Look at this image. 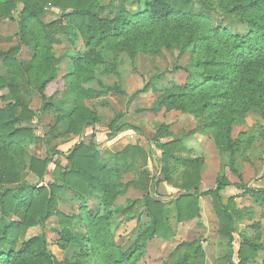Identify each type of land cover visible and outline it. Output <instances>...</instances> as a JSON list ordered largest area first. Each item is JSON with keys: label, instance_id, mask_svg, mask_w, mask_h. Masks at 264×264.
<instances>
[{"label": "trees", "instance_id": "16d2710c", "mask_svg": "<svg viewBox=\"0 0 264 264\" xmlns=\"http://www.w3.org/2000/svg\"><path fill=\"white\" fill-rule=\"evenodd\" d=\"M50 10L61 14L47 24L44 16ZM5 20L17 23L20 43L8 51L0 49V92L9 93L1 97L0 107V264H145L151 241L176 237L172 210L151 193L148 156L140 146L104 159L93 135L89 144L81 142L69 154L49 147L45 159L29 157L37 140L29 125L36 115L23 89L38 93L42 115H53L48 138L80 137L102 122L90 102L101 100L106 106L109 94L127 97L120 82L105 81L120 79L125 56L134 63L141 56L179 51L180 57H189L186 82L165 89L148 112L175 111L201 120L202 132L211 134L226 165L243 180L238 158L246 157L256 139L247 132L234 137V128L244 125L250 113L264 118V0H0V22ZM60 36L78 46L74 54L56 56ZM23 48L31 60L18 59ZM65 60L71 70L58 79L57 66ZM54 85L57 90L49 96ZM151 91L159 93L147 86L131 95L129 103ZM125 117L122 113L109 123V139L135 132L120 125ZM167 131L162 124L153 144L160 151L161 184L182 193L174 200L177 222L201 220L200 198L210 196L219 235L227 240L226 255L216 264H264V257L259 261L264 252V189L242 188L258 204L260 219L250 226L255 236L248 229L240 232V225L256 211L240 209L239 196L225 197L231 186L225 177L201 192L203 160L179 154L186 148L177 138L164 143L174 136ZM129 174L135 178L124 183ZM130 188L145 196L119 205ZM67 193H72L69 202L62 197ZM92 202L99 204L94 213ZM52 218L58 223L56 244L68 253L63 261L51 252L46 234L29 236ZM132 218L139 227L124 246L118 241L117 222ZM237 236L241 242L235 249ZM174 250L163 264H205L201 240Z\"/></svg>", "mask_w": 264, "mask_h": 264}, {"label": "rangeland", "instance_id": "374dc122", "mask_svg": "<svg viewBox=\"0 0 264 264\" xmlns=\"http://www.w3.org/2000/svg\"><path fill=\"white\" fill-rule=\"evenodd\" d=\"M198 1V0H194ZM22 8V6H19ZM60 11L50 10L44 16V22L49 24L57 20L60 16ZM19 28L16 22L5 20L0 22V49L8 51L10 48L20 43L18 37ZM60 43L54 47V52L57 57H66L76 52V46H73L64 37L60 36ZM30 52L27 48H23L22 52L18 56L19 60H31ZM188 59L186 55L180 57L179 51L168 52L163 51L159 55L141 56L136 59L134 63L125 56V63L120 68V79L115 76L105 78L108 84L120 82L124 91L127 92V97L114 103L111 99L105 100L108 104L101 106L96 100L89 104L94 107L101 117V127H108L109 123L115 119L118 115L124 113L126 118L122 121V124L127 123L129 127L135 130L123 133L125 139L124 143L116 145L109 142L119 141V136L114 139H108L107 136H100L101 142V154L104 159L113 157L114 152L124 146H140L147 153L148 164L147 170L150 174L153 184L151 186V193L158 195L160 200L167 202L171 213V226L175 230L176 237L171 242H163L158 239H154L148 244L146 254L144 256L145 264H163L168 261L171 254L175 251L180 244L185 242H193L201 240L205 253V264H216V262L225 257L227 252V240L223 239L219 235L220 222L215 214L213 199L210 196H202L200 198L201 205V220L199 218L188 220L183 223H178L176 219V210L174 206V200L178 198L182 193L173 188L172 186L160 182L163 177L160 175V171L157 168V158H161L160 151L157 144H153L157 140V134L160 126H168L167 134H173V137L169 139H163L162 141L169 142L172 139H179L185 151H178L184 157L200 158L203 160V172H202V186L201 192H206L211 188H214L219 182L220 177H225L231 183V186L227 188L225 197L239 196L236 200L237 206L246 210L247 208L254 209L255 215L251 218H247L243 224L240 225V232H249L251 236H255L256 233L250 230L253 222L260 219V208L252 198V194L248 193L244 195L247 189H264V118L258 113L253 112L246 116L245 124L238 125L234 128V137H237L241 132L250 133L255 137V143L243 159L238 158L240 166V174L243 180L239 181L233 174L231 168L226 165L227 160L222 156L214 145L211 134L202 132L200 125L201 120H196L189 115H183L180 112H161L153 114L148 112L152 107L158 95H160L165 89L171 87L173 84H184L187 80ZM68 60L64 61V64L57 66L56 76L60 79L66 72L71 70ZM176 68L180 70L176 71ZM4 73L3 68H1ZM5 74V73H4ZM59 84V83H58ZM147 86L159 91H151L147 94H139L134 101L129 103V97L135 95V93L143 90ZM57 90V86H52L48 91L49 96ZM23 94L26 96L30 104V109L35 112V119L29 125L34 129L37 136L35 144L29 149V157H36L45 159L48 157V148L56 147L65 154H69L75 147L76 142L71 139L72 137H66L53 141L48 138V133L55 120L53 115H42L41 107L42 102L38 93L30 88L24 90ZM8 90L0 92V107L4 106L1 100L2 96H8ZM136 117V118H134ZM100 133H106L99 131ZM131 132V133H130ZM134 137V139L131 138ZM121 139V138H120ZM47 140L49 143L47 144ZM92 137L86 138L84 143L89 144ZM97 140V138H96ZM133 145H129V143ZM81 143V142H78ZM116 143V142H115ZM128 144V145H127ZM118 146V147H117ZM28 160L30 161V158ZM62 165H67V161L62 159ZM49 178V177H48ZM135 178V174H129L123 178L124 183H128ZM27 180H30L33 184L38 182L31 177L27 176ZM155 181V182H154ZM157 181V182H156ZM159 182V183H158ZM155 183L159 185L156 186ZM145 196V193L130 188L126 197L119 200V205H126L127 200H141ZM66 202H69L72 198V193H67L62 196ZM77 208V206H75ZM67 206H62L60 209L67 210ZM92 212H96L99 209V204L90 203ZM144 219V218H143ZM146 221V220H145ZM117 234L120 244L127 246L133 237V232L139 227V223L136 218L122 220L117 222ZM58 227L56 218H52L47 222L44 228L39 227L30 231L29 236L38 234H46L50 243L51 252L57 257L59 261H63L68 253L62 251L56 241L58 240L57 233L54 231ZM264 241V240H263ZM240 238L237 236V243L235 249L240 244ZM264 257V252L261 253L259 261L261 262ZM238 264V261L235 260Z\"/></svg>", "mask_w": 264, "mask_h": 264}, {"label": "crops", "instance_id": "0c3cea01", "mask_svg": "<svg viewBox=\"0 0 264 264\" xmlns=\"http://www.w3.org/2000/svg\"><path fill=\"white\" fill-rule=\"evenodd\" d=\"M62 64H64V62L61 63V65H62ZM67 64H69V62H67ZM66 73H67V72H66ZM66 73H65V74H66ZM107 99H111L112 102L116 103V102H117V99H118V101L120 102V101H122V99H125V98H124V97H121V96H118V95H116V94H109V95H107V96L105 97V100H107ZM125 118H126V117H125ZM125 118L123 119V121L125 120ZM134 118H136V117H134ZM120 125H121V126H127L128 124H127V123L122 124V122H121ZM108 130H109L108 127L106 128V127H101V125H97V126H95V127L89 128L83 136H80V137H73V136H72L71 139H74L73 141H75L76 144L78 145V144H80V143H78V142H82V141H84V140H85L86 138H88L89 136L92 137L93 135H96L98 142L101 144V142L99 141L100 136L105 135V136H107V138L109 139V137H108V132H109V131H108ZM99 131H104V132H106V133H100ZM125 132H126V131H125ZM127 133H128V132H127ZM130 133H131V132H130ZM124 134H125V133H124ZM120 135L124 136L123 133L120 134ZM118 136H119V135H118ZM122 136H121V137H120V136L118 137V138H119V141H117L118 139L115 140L116 143L113 141V142H109L107 145L109 146L111 143L116 144V145H119V144L124 143L125 139H124ZM120 138H121V139H120ZM131 138L134 139L133 136H131ZM127 143H129V145H133V144H131V142H127ZM127 145H128V144H127ZM75 146H76V145H75ZM117 147H118V146H117ZM126 147H127V146H126ZM126 147L124 146L123 148L119 149V151H116V152H114V153H115V154L120 153V152H122L124 149H126ZM67 165H68V163H67ZM67 165H66V166H67ZM63 166L66 167L65 165H63Z\"/></svg>", "mask_w": 264, "mask_h": 264}]
</instances>
